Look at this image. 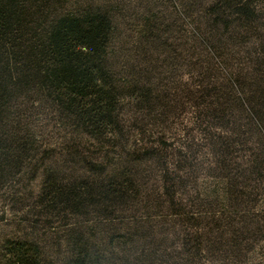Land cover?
<instances>
[{
  "label": "trees",
  "instance_id": "16d2710c",
  "mask_svg": "<svg viewBox=\"0 0 264 264\" xmlns=\"http://www.w3.org/2000/svg\"><path fill=\"white\" fill-rule=\"evenodd\" d=\"M52 120L81 165L42 170L39 203L77 220L66 256L15 240L0 264L247 263L251 230L264 264V5L0 0V189L47 150ZM164 208L173 247L157 236Z\"/></svg>",
  "mask_w": 264,
  "mask_h": 264
},
{
  "label": "rangeland",
  "instance_id": "374dc122",
  "mask_svg": "<svg viewBox=\"0 0 264 264\" xmlns=\"http://www.w3.org/2000/svg\"><path fill=\"white\" fill-rule=\"evenodd\" d=\"M68 6L77 4L78 2H87L93 0H65ZM258 6L264 5V0H255ZM71 8V7H70ZM49 125H44L43 132L47 133L48 140H46L43 146H46L44 149H47L41 157L33 161L30 165V168H25L21 174L19 173L17 177L0 189V250L3 251L5 245L10 241L15 240H29L34 241L40 244L44 256L48 260H63L66 256V248L64 247V238L65 230L67 227L73 226L77 223V220L71 216L66 215H50L45 211L42 205L39 203L40 200V191L42 188V170L44 165L49 162H53L56 168L61 172L58 173L59 177H62L66 172H73L74 170L80 169L81 165L78 164V159L74 155H69L66 152V147L60 140V135L63 132L60 130L59 126L55 124L52 120L48 122ZM96 151L94 147L90 148V153ZM151 170V169H149ZM64 171L65 173H62ZM153 172V174H152ZM158 171H151V177H146V181H149L150 186L149 192L153 194V197L160 198L159 192V182L155 181L153 178L157 177ZM37 174V176L35 175ZM216 179L209 178L208 186L210 192H214L217 188ZM254 193V192H253ZM250 205L245 208L246 214L254 220V215L257 214L254 209V194L251 196ZM160 202L156 201V204ZM162 202V201H161ZM143 205V204H142ZM141 205V206H142ZM219 209L223 208L224 205L217 206ZM165 212L162 211L159 213V209H154L152 212L160 214L157 217L154 223L157 226V232L159 233L158 239L167 237L168 235L165 232L174 233L181 229L174 217L167 214V210L164 208ZM239 213L238 215H241ZM130 212L124 213L125 219L128 216H132ZM137 218L145 215L143 210L137 211L135 213ZM166 215V217H164ZM235 216L232 214L231 217ZM237 217L236 220H238ZM178 225V226H177ZM90 226V225H89ZM246 236L250 238L248 240L249 256L247 263H238V264H254V230L246 233ZM175 235H170L167 237V246L173 247L177 245V239L174 238ZM247 244V243H246ZM256 246V245H255ZM258 250V249H257ZM207 252H204V255L207 256ZM209 264V263H208ZM222 264V263H218Z\"/></svg>",
  "mask_w": 264,
  "mask_h": 264
}]
</instances>
